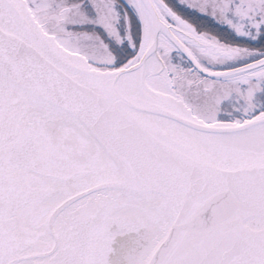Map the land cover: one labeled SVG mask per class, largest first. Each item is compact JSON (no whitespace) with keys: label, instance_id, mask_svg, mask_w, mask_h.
<instances>
[{"label":"snow or ice","instance_id":"snow-or-ice-1","mask_svg":"<svg viewBox=\"0 0 264 264\" xmlns=\"http://www.w3.org/2000/svg\"><path fill=\"white\" fill-rule=\"evenodd\" d=\"M0 264H264V0H0Z\"/></svg>","mask_w":264,"mask_h":264}]
</instances>
